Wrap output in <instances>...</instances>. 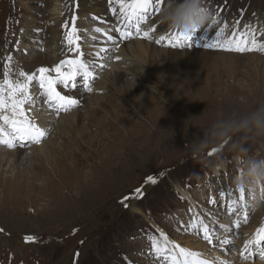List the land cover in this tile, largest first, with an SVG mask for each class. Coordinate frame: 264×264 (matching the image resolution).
<instances>
[{
    "label": "rangeland",
    "instance_id": "374dc122",
    "mask_svg": "<svg viewBox=\"0 0 264 264\" xmlns=\"http://www.w3.org/2000/svg\"><path fill=\"white\" fill-rule=\"evenodd\" d=\"M245 1L255 12L247 11L244 0H203V5L211 18L230 32L251 30L258 43H264V19H255L258 14L264 17V0ZM165 2L166 6L168 0ZM56 5L63 11L60 25L50 14ZM74 6L75 0H0V80L8 55L13 56L11 66L17 72L31 73L38 67L57 64L58 57L65 55L61 25L65 19L71 23ZM104 6L106 0H81L80 11L89 19L85 21L82 16L78 22L86 24L88 31L89 26L109 29L112 13ZM93 14L102 22L92 21ZM210 32L207 27L205 40ZM136 41L121 43L118 55L127 60L126 65H134L138 76L122 73L121 79L128 83L116 90L106 84V74L113 65L104 70L113 62V53L96 56L101 48L111 49V45L99 37L91 41L85 38L90 49L100 44L98 51L89 52L96 60L93 94L76 91L82 96V106L60 114L57 120L50 111L42 114L48 123L41 126L51 130L40 145L49 142L50 160H42L43 155L35 152L36 145L27 147L32 158L24 161L20 170L0 164V264H150L146 251L151 238L163 244L165 234L173 238L166 237L169 246L198 252L204 259L256 264L250 259L232 261L231 252L225 254L221 246L192 238L182 225L186 214L192 224L197 223L202 210L215 213L219 209L221 179L235 173L231 161L238 164V157L264 159V137L240 141L235 149L225 146L211 157H196L191 151L200 127L217 113L245 112L264 102V53L173 51L148 40L150 46L161 50L162 58L152 57L148 65L142 62L136 68L138 60L127 51ZM166 49L172 50L170 59ZM183 51L192 57L181 58ZM200 51L205 53L197 54ZM159 62H165V68L161 71L158 67L157 74L149 66ZM100 64L104 65L102 70ZM127 70L122 67L123 72ZM121 92L127 97L124 111L115 107L117 100L123 102ZM91 102L100 110L90 108ZM72 114H76L74 120ZM57 144L62 148L56 152ZM0 149L1 153L9 150ZM19 159L24 160V156ZM149 176L155 184L148 182ZM137 188L141 196L136 194ZM261 210L264 206L252 212L251 220L256 219L252 222L263 221ZM146 224L156 227L149 229ZM26 237L33 239L26 241ZM236 243L225 247L231 249Z\"/></svg>",
    "mask_w": 264,
    "mask_h": 264
},
{
    "label": "snow or ice",
    "instance_id": "6c2138e0",
    "mask_svg": "<svg viewBox=\"0 0 264 264\" xmlns=\"http://www.w3.org/2000/svg\"><path fill=\"white\" fill-rule=\"evenodd\" d=\"M106 6L108 11L117 18L116 26L114 29L107 30L96 27L94 32L102 33L114 47L119 48L121 43L134 37L151 39L150 33L156 32L157 29L153 27L149 31H142V25L152 16L161 13L165 6V0H106ZM80 9L81 0H75V9L70 17L71 23L69 24V21L65 19L61 25L65 55L59 63L52 67H38L31 73L23 70L17 72L11 66L13 56L8 55L6 57L3 67V79L0 80V146L13 150L30 145H40L47 136V132L38 122L44 111L54 112L59 116L61 113H66L76 107L78 100L66 93L67 90L77 86V78H80L84 83L87 91H92L89 81L93 79L92 69L96 67V60L83 51L88 28L86 24L81 25L78 21L82 16L87 21L89 16L87 13H82ZM90 18L92 21L100 20L102 22L99 15H92ZM216 24L217 19L214 17L212 24L207 27ZM207 27L203 31H207ZM113 32L118 35L114 36ZM196 32L188 34L174 31L167 32L165 35H160L155 43L182 51L192 46V37ZM250 36L251 39H249ZM95 39L96 37L93 36V40ZM16 43L19 45L20 41L17 40ZM203 47L204 49L235 53H264V43H258L251 30L241 33L236 31L226 33L225 28H220L216 31L212 41L205 43ZM111 50L110 48H101L96 56L99 57L101 53L106 56ZM116 59L119 60L120 57H116ZM99 66L101 69L104 67L103 64ZM216 151L217 149H213L207 152L206 155L211 157ZM240 163L242 164V162ZM148 182L156 183L151 176L148 177ZM260 191L264 196V187H261ZM136 194L141 196V189L137 188ZM220 195L223 197L224 193L221 192ZM228 195L234 197L235 193H229ZM245 199V190L240 188L238 200L232 199L228 204V215L236 214L239 216L240 210L246 207ZM214 202L209 201V203ZM244 222L247 223L246 213ZM190 227L195 229L197 234L202 231L203 240L208 245L216 247V241H219V246L223 248L225 254H230L231 249L225 247L231 244L229 239L221 240L203 222H199V224L192 223ZM221 227L226 232L231 230L223 224ZM235 227H240L239 219L235 221ZM161 235L163 236V233ZM32 239V237L25 238L26 241ZM151 249L155 253L158 264L161 260L163 264H169V261L171 264H231L227 260L201 258L198 252L188 251L178 245L169 246L166 237L163 244L152 237ZM239 255L245 262L256 256L264 262V225L258 227L252 237L244 243V248Z\"/></svg>",
    "mask_w": 264,
    "mask_h": 264
},
{
    "label": "clouds",
    "instance_id": "9594fccd",
    "mask_svg": "<svg viewBox=\"0 0 264 264\" xmlns=\"http://www.w3.org/2000/svg\"><path fill=\"white\" fill-rule=\"evenodd\" d=\"M160 22L174 32L193 33L211 22V14L203 0H168L160 14ZM195 118V117H193ZM199 137L192 141L191 151L196 157L225 146L235 149L240 141L264 137V102L245 112L217 113L198 130ZM239 137L238 141L236 138ZM242 162L237 188L249 192L264 184V159L238 157Z\"/></svg>",
    "mask_w": 264,
    "mask_h": 264
},
{
    "label": "bare ground",
    "instance_id": "6f19581e",
    "mask_svg": "<svg viewBox=\"0 0 264 264\" xmlns=\"http://www.w3.org/2000/svg\"><path fill=\"white\" fill-rule=\"evenodd\" d=\"M107 8V6H104V9H106ZM50 14H52L53 16H55L52 20H54L55 21V23H58L59 25L61 24V22H62V19H61V17H63L62 16V8H60L59 6H55L54 8H52L51 10H50ZM63 19H64V17H63ZM151 19L152 20H154V25L153 26H155V28L157 29V31L156 32H151L152 34H154L155 35V38H154V40H151V39H143V40H141V39H138L137 38V41L134 43V45H133V42L131 43V44H129L128 45V48H127V51H128V53L131 55V56H133L134 58H136L137 60H138V62H139V65L137 64V63H135L136 64V68L139 66V68H140V66H141V63L142 62H144L145 64H149V61L151 60V58L152 57H155V58H157V59H159V60H161V55H160V49H157V48H155V47H152V46H150L149 44H150V42L148 41V40H150V41H152V42H155V40L156 39H158L159 38V36L160 35H165L167 32H171L172 30L167 26V25H165V24H162L161 22H160V17H151ZM110 20H111V23L112 22H114L115 24L117 23V18L116 17H114L113 15H111V17H110ZM79 23V22H78ZM59 27V26H58ZM214 31H211L210 32V34L211 35H214L215 33H213ZM55 34H57L56 36H57V38H58V35L60 34V32H57V33H55ZM57 38H55L54 37V43L57 45ZM209 37H207V39H208ZM206 39V40H207ZM147 40V41H146ZM153 44V43H152ZM85 46H84V48H86L85 49V52H87L88 54H90L89 52L90 51H96L97 50V48L100 46V44L99 43H97V45H96V47L97 48H95L94 50L93 49H90V48H88L87 46L88 45H90V43L89 42H85V44H84ZM125 47V46H124ZM134 47L136 48L135 49V51L133 52V50H134ZM98 51V50H97ZM166 51H167V56L166 57H168L169 55H172L171 53H170V51H172V50H170V49H166ZM197 51V50H196ZM123 52V51H122ZM132 52H133V55H132ZM182 54H184V57H182V56H180L181 58H190V57H192V55H189V54H187V51H183V52H181ZM205 52H202V51H200V52H197V54H204ZM192 54H194V53H192ZM117 57H120V59H121V63L119 64V65H114L113 67H112V71H110L109 73H107L106 74V84H108L109 86H113V87H115V89L116 90H118V89H120V88H122V87H124L125 85H127V83L128 82H124L122 79H121V75H122V73L123 74H125V75H131L132 77H137L138 75H137V73H136V70H134V65L132 64V63H127V65H126V62H127V60L126 59H122L121 58V55L119 56H117ZM172 56H169L168 57V59H170ZM251 58H256V57H251ZM60 59V57H58V59L57 60H59ZM158 60V61H159ZM122 67H127V71H125V72H123L122 71ZM149 67H152L153 68V70L157 73V74H159V68H160V70L162 71V69L163 68H165V62H159V64H158V66H153V65H151V66H149ZM159 67V68H158ZM145 75L143 74V76H142V78L143 79H146L145 77H144ZM129 87V90L128 91H130V96H132V93H131V89H130V87L131 86H128ZM73 94H72V96L73 97H75L76 99H80V97H82L81 96V94L80 93H75V92H72ZM122 97H123V100H121V101H123V102H119V100H117L116 101V104H115V107L116 108H118V110H120V111H124L123 110V108H125L124 106V103H125V100H126V96L121 92V94H120ZM135 95V94H134ZM120 98V97H119ZM97 99H100V98H97ZM123 103V104H122ZM129 104V103H128ZM91 106L92 107H90V108H93V107H95V109H94V111H97V109H99L100 110V108L98 107V105L97 104H94V103H92L91 102ZM133 109V107L130 105V110H132ZM49 114H52L53 115V117L55 116V114L53 113V112H49ZM73 116H72V119L74 120V116L76 115V114H72ZM52 117V118H53ZM71 119V120H72ZM61 121L62 122H64L65 120H64V118H62L61 119ZM38 122L40 123V125H42L43 124V122H47L48 123V121H47V117H45V116H40L39 117V120H38ZM66 122V121H65ZM67 123V122H66ZM41 127H43V126H41ZM44 128V127H43ZM65 139H66V137H65ZM69 140V139H68ZM56 143V142H55ZM49 144V142H47L46 143V146L45 145H37L36 147H35V152H37V153H39V154H41V155H43V158H42V160L43 161H48V160H50L49 159V153L47 152V145ZM60 148H62V146H60L59 144H57L56 146H55V149H56V152H57V150L58 149H60ZM6 149V148H5ZM52 150V149H51ZM0 151H2L1 149H0ZM8 152V153H7ZM12 152V153H11ZM9 154H14L13 156H12V158H8V156H9ZM24 156V160H21L20 161V157L21 156ZM57 155V154H56ZM31 158H32V156H30V153H29V150H28V148H24L23 149V151H21L19 148H17V149H15V151L13 152V150H7L5 153H1L0 152V164H6V168L8 169L10 166H14V169H21L22 168V166H24V161H31ZM19 159V160H18ZM39 159H41V158H39ZM29 161V162H30ZM40 162V161H39ZM23 163V164H22ZM42 169V168H41ZM22 179V178H21ZM11 189V188H10ZM36 189V188H35ZM257 228H253L249 233H245V237H246V240H248V239H250L251 237H252V235L254 234V232H255V230H256ZM240 244H239V242H237L236 243V245H235V247H231V257H229V258H232L233 260L232 261H235V260H241L242 258H241V256L239 255V252H238V250H237V248H238V246H239ZM200 246V245H199ZM201 255H203V254H201ZM254 260H251V258H250V262H254V261H257L256 262V264H264V262H259V261H261L260 259H259V257L258 256H256V257H254L253 258ZM169 264H171V262L169 261ZM234 264H242V263H240V262H235ZM245 264H250V263H245Z\"/></svg>",
    "mask_w": 264,
    "mask_h": 264
}]
</instances>
